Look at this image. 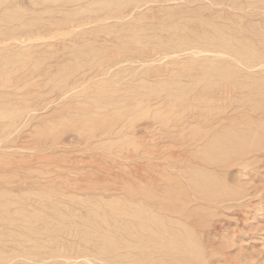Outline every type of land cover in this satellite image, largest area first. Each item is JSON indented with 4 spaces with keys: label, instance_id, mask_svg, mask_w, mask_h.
<instances>
[{
    "label": "rangeland",
    "instance_id": "374dc122",
    "mask_svg": "<svg viewBox=\"0 0 264 264\" xmlns=\"http://www.w3.org/2000/svg\"><path fill=\"white\" fill-rule=\"evenodd\" d=\"M0 264H264V0H0Z\"/></svg>",
    "mask_w": 264,
    "mask_h": 264
},
{
    "label": "bare ground",
    "instance_id": "6f19581e",
    "mask_svg": "<svg viewBox=\"0 0 264 264\" xmlns=\"http://www.w3.org/2000/svg\"><path fill=\"white\" fill-rule=\"evenodd\" d=\"M241 56H243V55H241ZM250 56H251V55H250ZM244 57H246V55H245ZM246 58H247V57H246ZM246 58H245V61H246ZM243 59H244V58H243ZM247 59H248V58H247ZM240 60H241V59H240ZM248 60H249V59H248ZM247 62H248V61H247ZM249 62H250V61H249ZM250 66H251V65H250ZM205 99H206V98H205ZM202 100H203V99H202ZM153 197H154V195H153ZM128 198H129V197H128ZM28 220H29V219H28ZM119 230H120V229H119ZM98 231H99V230H98ZM120 231H121V230H120ZM105 233H106V232H105ZM117 233H118V232H117ZM119 233H120V232H119ZM102 234H103V233L101 232L100 235L102 236ZM103 236H104V235H103ZM162 246H163V245H162ZM124 251H125V250H124ZM128 260H129V259H128Z\"/></svg>",
    "mask_w": 264,
    "mask_h": 264
}]
</instances>
